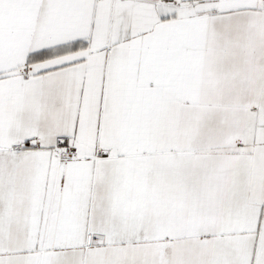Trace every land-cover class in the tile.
Returning <instances> with one entry per match:
<instances>
[{"label": "snow or ice", "instance_id": "obj_1", "mask_svg": "<svg viewBox=\"0 0 264 264\" xmlns=\"http://www.w3.org/2000/svg\"><path fill=\"white\" fill-rule=\"evenodd\" d=\"M0 264H264V0H0Z\"/></svg>", "mask_w": 264, "mask_h": 264}]
</instances>
